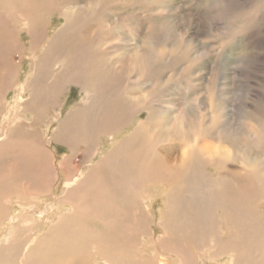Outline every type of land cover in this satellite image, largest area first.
Instances as JSON below:
<instances>
[{
  "label": "bare ground",
  "instance_id": "bare-ground-1",
  "mask_svg": "<svg viewBox=\"0 0 264 264\" xmlns=\"http://www.w3.org/2000/svg\"><path fill=\"white\" fill-rule=\"evenodd\" d=\"M189 1L194 36L264 42V0L231 15L217 0L215 17L216 0ZM64 2L0 0V264H264V103L235 127L211 85L208 109L168 116L163 87L192 67L164 70L160 44L186 35L158 24L131 45L122 0ZM70 85L80 102L63 116Z\"/></svg>",
  "mask_w": 264,
  "mask_h": 264
},
{
  "label": "rangeland",
  "instance_id": "rangeland-1",
  "mask_svg": "<svg viewBox=\"0 0 264 264\" xmlns=\"http://www.w3.org/2000/svg\"><path fill=\"white\" fill-rule=\"evenodd\" d=\"M64 1L66 7H71L74 3L77 6H84L90 1H92V3H99L103 6L112 7L119 4L121 0ZM122 1L125 4L122 6L124 10V15H122V17L127 21L126 24H128V27H126L127 30L124 33L128 44L135 45L137 43H143V45H147V42L144 39L147 28L149 26L156 28L158 24L162 25L165 31H174L173 35L175 37L178 35H186V39L181 45H177L173 41V36L168 41L160 44L161 52L164 57V70H168L169 72L175 68L176 72L181 73L186 65L189 64V66L191 65L192 67V70L189 72L191 78L190 76L185 77L186 81H179L178 83H174L172 80L167 83L171 84L170 86L168 85L169 89L163 87L167 99L163 97L162 105L164 107L162 108L163 111L167 110V108L170 109L167 111L168 116L175 115V111H179L182 107H187L196 111H198V107L201 110L206 109L209 106L210 101L208 87L211 85H214L215 87L212 101L216 105L227 107L228 118L231 124H234L235 127H238V124L241 121L240 116L244 113L245 109H242V107L246 104V101L247 104L250 102L256 104L255 100L257 99L258 104L264 103V42L255 40L250 47H243L241 50L242 46L239 45L240 43L242 44V42L239 40L226 43L221 39L210 40L211 38L206 37V39H204L202 37L199 38L194 36L193 31L190 30V23L194 9L190 7L189 0ZM250 3L251 0L224 1L226 8L229 7V15L234 13L233 10H235V7L248 10L250 8ZM223 6L224 5H221L220 2L218 3L217 0L210 3L212 17L217 15L221 16V8ZM137 15H139V17H137ZM258 16L259 19L264 21V10H261ZM217 19L219 20L220 18L217 17ZM59 25L58 22H55L54 26H52L51 32H54V28H58ZM25 40L27 41L28 38H25ZM189 49L191 52L188 57L182 55L185 50ZM19 63V79L17 81L20 83L24 80V75L30 71L31 60L24 55ZM168 77L167 74L166 78ZM198 82H200V84H197ZM146 84L149 87L151 86L150 82ZM225 86H227V88H224ZM10 93L11 94H9L7 98L8 100L12 95V91ZM154 93H159V88L153 90V94ZM226 95H228L227 104ZM80 97V88L75 85H70L69 89L66 90V94L60 98V103L63 104V116L66 115L75 104L80 102ZM170 97L173 100H171ZM168 100L172 103L168 104ZM168 106H170V108ZM53 113L54 111H52V114ZM146 117L147 111L141 110L138 119H144ZM242 133L243 131L241 132V135ZM54 149L56 150L59 159L68 152V149L62 144L54 145ZM155 202L153 211H155L157 215L158 208L163 206V202L159 199ZM54 204L55 203H53L52 206ZM20 208L17 207L15 211L20 213L22 211ZM158 217L159 214L154 217L152 216V228H156L155 221L158 220ZM49 223L50 222L43 226L41 231L38 230L36 235H40L41 232L46 230Z\"/></svg>",
  "mask_w": 264,
  "mask_h": 264
}]
</instances>
